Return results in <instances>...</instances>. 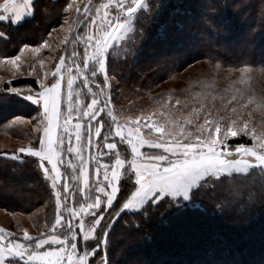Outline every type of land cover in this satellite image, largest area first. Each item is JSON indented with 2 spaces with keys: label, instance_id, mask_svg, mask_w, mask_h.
Masks as SVG:
<instances>
[{
  "label": "snow or ice",
  "instance_id": "1",
  "mask_svg": "<svg viewBox=\"0 0 264 264\" xmlns=\"http://www.w3.org/2000/svg\"><path fill=\"white\" fill-rule=\"evenodd\" d=\"M34 2L24 0L21 4L19 0H0V22L22 23ZM165 7L159 0H131L130 3L105 0L94 11L85 4L84 13L90 19L84 32L72 37L74 44L83 43L81 60L78 62V53L73 50L71 65L60 55L50 78L47 71L43 75L36 74L34 83L38 88L29 85L4 87L0 91V103L22 98L36 106L35 117L28 119L35 121V130L40 133L36 143L30 142L11 154L0 155L13 160H21V154L36 158L43 178L50 183L55 204L50 230L36 236L24 230L23 242L12 232L0 228V264H95L98 255L104 253L106 256L110 230L126 210H136L134 215H139L164 205V219L170 215L179 216L199 207L197 197L202 192L214 190L228 176L248 173L253 168L264 172V132L258 135L254 128L249 129L247 120L235 126L236 121L229 118L231 123L222 128L223 117L211 121L205 117L203 123L196 126L193 136L184 128V124H192L190 119L185 118L184 124L167 119L160 123L152 116H137L134 120L128 117L121 121L114 114L110 107L112 86L106 67L109 50L134 30L133 17L137 10L152 14L155 21ZM71 8L72 4H68L67 9ZM185 10L181 3L172 6L164 21L165 32L179 27L180 16ZM76 12H80L79 7ZM228 22L227 18L223 19L225 25ZM4 35L0 32V38ZM46 46L45 40L32 51L39 53L41 47ZM29 47L23 45L21 54ZM7 59L19 68L20 55ZM44 63V59L39 58L41 67ZM26 74L32 75V72ZM101 76L102 81L97 82ZM78 80L87 89L85 95L91 97L90 103L82 102L81 92L75 88ZM93 85L97 91H93ZM105 90L109 94L101 99ZM243 95L241 91V98ZM231 99L235 101L238 97L233 95ZM246 103L264 108V97L248 96ZM231 111L235 112L236 108ZM74 118L75 123L72 122ZM22 119L16 116L13 123ZM102 128L105 129V143H97L96 155L86 159L85 149L92 148L93 137H100ZM142 129H147V133ZM241 134L249 135L253 145L240 143L230 150L228 137ZM110 138L112 142H107ZM117 143L126 145L123 153L115 151ZM145 145L159 151H141ZM105 147L107 153L102 150ZM105 155L114 162L104 163L101 158ZM65 156L75 158L76 163L72 159L66 161ZM90 163L95 164V181L90 180ZM65 164L71 166L73 173L78 170V174L72 176L80 185L78 188H73L62 173L61 166ZM69 200L75 203L70 206ZM100 264H108V261L101 258ZM194 264H264V254L259 260L206 258Z\"/></svg>",
  "mask_w": 264,
  "mask_h": 264
},
{
  "label": "trees",
  "instance_id": "2",
  "mask_svg": "<svg viewBox=\"0 0 264 264\" xmlns=\"http://www.w3.org/2000/svg\"><path fill=\"white\" fill-rule=\"evenodd\" d=\"M68 3L69 0H35L32 12L22 23L0 22V32L5 34L0 38V61L18 54L25 44L37 46L44 41L51 27L63 16ZM163 3L166 5L162 14L165 21L172 6L177 3L185 6L186 10L180 16V25L175 31H164L153 45L143 41L135 42L120 51L119 55H113V52L108 55V71L115 77L111 91L116 95L114 98L120 106L119 112L132 113L135 103L130 102L139 101L142 97L148 99L151 92L163 90L162 86L182 70L198 62H209L217 65L219 71H225L217 74V77L223 76L226 80V84L222 85L214 82L221 90L211 94L216 97L214 104L220 115L212 118L223 117L220 123H226L229 118L235 121L247 119L264 130V108L246 103L248 96L264 97V0H242V7L238 9L228 0H166ZM224 18L229 21L226 25L221 22ZM211 22L216 29L212 30V26L207 25ZM224 26L228 29H224ZM210 80L206 85L213 83ZM34 81V76L11 78L1 84L0 91L4 87L29 85L38 88ZM201 85L190 84L189 87L195 91L201 90ZM241 91L243 98L240 96ZM233 95L238 99L232 100ZM145 102L153 105L154 100L148 99ZM35 107L22 98L0 103V133L19 142L0 146V153L11 154L20 145L37 142L39 135L34 134L21 121L13 123L16 116L30 117L35 114ZM233 107L236 108L235 112L231 111ZM192 119L191 127L194 128L199 117L193 116ZM229 142L231 147L240 143L246 146L253 144L251 137L243 134L231 138ZM21 157V160H13L9 156L0 155V207L12 214L27 215L36 211L33 219L38 225L39 220L48 219L52 213L54 197L51 196L50 183L43 178L36 158L23 154ZM228 185H232L235 191L246 187L253 190L250 203L246 201L247 195H242L240 209L233 208L230 215L223 210L224 200L233 190H229ZM197 199L199 207L179 215L180 223H186V226L192 228L191 235L185 238L181 237L185 226L169 225L164 218L159 220L162 213H165V206L149 212L152 216L150 219V215L143 217L133 213L121 219L134 223L116 221L107 238L109 264H194L206 258L245 261L260 259L264 254V172L250 170L243 175L229 176L222 184L216 185L214 190L202 192ZM234 212L242 219L236 221L239 227L231 226L236 223L232 215ZM199 222L203 225L197 229ZM209 223L214 225L206 226ZM216 224L220 228L212 233L205 232L207 228H216ZM144 228H147L146 234L154 240L142 243L144 249H141V245L136 244L140 241L138 237L144 235ZM159 229L171 231L174 242L177 241L176 248L158 243L174 248L160 252L154 235ZM127 238L133 247L126 250V244L121 252L124 255L119 259L116 257L118 248L125 240L128 243ZM126 254H132L134 260L130 263L125 261ZM95 262L99 264L97 259Z\"/></svg>",
  "mask_w": 264,
  "mask_h": 264
},
{
  "label": "rangeland",
  "instance_id": "3",
  "mask_svg": "<svg viewBox=\"0 0 264 264\" xmlns=\"http://www.w3.org/2000/svg\"><path fill=\"white\" fill-rule=\"evenodd\" d=\"M164 1H166V0H159V2H162V3ZM228 1L232 2L234 4V6H236V9L242 7V5L240 4V2H242V0H231V1L228 0ZM102 2H105V0H69L68 4H72V8L67 9V6H65L63 16L60 18V20L55 22V24L51 27L50 32H49L47 38L45 39L47 41L46 47H41V51L39 53H35L32 51V48H34L36 46H30L29 48L24 49L22 54L19 51L18 54H16V55L21 56L20 61H18L19 68H16L13 65H11L9 62V59H7V58L0 61V87L4 81L10 80L11 78H15V77H19V76H34V77H36L37 73H40L41 75H43V73L45 71H47L49 73V78H50L51 72L54 70L55 64L59 62L58 57L60 55H64L66 58V63L71 65V60H72L71 54H72L73 50H75L78 53L77 60L79 62L82 58L83 43L79 42V43L74 44L72 42V37L75 34H77L78 32L83 33L84 32V26L88 22V20L90 19V17L84 13V5L87 4L88 7L92 8L94 11L95 7L98 6ZM130 2H131V0H125V3H130ZM77 7L80 8L79 13L76 12ZM164 9L165 8H163L161 10L159 17L156 18L155 21L153 20L152 14H149L142 9L137 10L136 15L133 17L134 23H133L132 27L134 30L129 31L124 36V38L122 39V41L119 44L114 45V47L109 50V53L113 52V55H119V52L122 50H125L127 48V46L132 45V44L134 45L137 42L139 43L140 41H143L145 43H152V45H153L159 39V36L165 33L164 32L165 31L164 21L166 18L165 19L162 18V14H164ZM111 10L114 11V9H111ZM64 21H67V23H64ZM221 22H223V21H221ZM79 24H80V27H78ZM207 25L212 26V30L216 29L214 27L215 25L212 24V22L207 24ZM69 28H71V31H69ZM224 29H228V28H226L224 26ZM171 31H175V29L171 30ZM227 31H230V30H227ZM141 33H143V34H141ZM44 41H42L39 45H43ZM109 53H108V55H109ZM114 53H117V54H114ZM15 56L8 57V58H14ZM39 58H43L45 61L43 67H41V65L39 64ZM107 58H108V56L106 57V67L108 70ZM30 65H31V67H30ZM28 72H32V75H27L26 73H28ZM219 73L222 74V73H225V71H222V72L219 71L218 66L215 65L214 63L198 62L196 64L191 65L187 69L182 70L181 72L176 74L172 79H169L165 83V86H162L163 90L151 92L152 94L149 95L148 99L154 100L153 105H151V104L147 105L145 100L147 101L148 99H145L144 97H142V99L140 98L139 101L130 102V103H135L134 104L135 107H134V110L132 113H130V114L122 113L121 111L119 112L120 106L117 104V102H115L114 97H116V95H114L111 91L110 95H111L112 103L110 104V107H112L114 109V114L117 115L118 119H120L121 121H123L125 118H128V117H130L131 119L134 120L137 116H140L141 118L152 116L155 120H157L160 123H164L165 120L167 119V120H171V121H176L179 124H184L185 118L193 120L192 117L196 116V117H199V122L197 123V125L202 124L205 117H207L211 121L214 119V118H212L213 116L220 115L216 111V107L214 104L216 97L211 95L212 93H218L219 91H221L219 88H217V85H215L214 82L217 84H220V85L226 84V80L223 78V76L220 75L221 78L217 77L218 76L217 74H219ZM108 74H109L111 84H112L115 81V77L110 75L109 71H108ZM102 79H103L102 76L99 77L97 82L102 81ZM202 79L205 80V82ZM209 79H211L213 81V83L211 85H206V83ZM45 82H47V81H45ZM201 83H202V85L200 86L201 90H195V91L190 90V87H189L190 84L198 85ZM92 87H93V91H97L95 85H93ZM75 88L81 92L80 98H81L82 102L90 103L91 97L85 95L87 89L83 88V86L80 84L79 80L76 82ZM108 94H109L108 91L105 90V93L102 94L100 98L103 99L104 95H108ZM177 100L180 101V104L176 103ZM194 110H196V111H194ZM236 113H238V112H236ZM35 115H36V113L30 117H35ZM21 117H23V116H21ZM23 118L24 119H22L21 122L24 125H26L29 128V130H31L34 134L40 135V133H38L35 130V121L28 119L29 117H23ZM245 120H247V119H245ZM245 120H237L235 126H240L243 123V121H245ZM247 121L249 123V129L254 128L258 135L261 132H264V130H260L259 128L254 126V124H252L250 122V120H247ZM72 122L73 123L76 122L75 118L73 119ZM93 123H95V122H93ZM229 123H231L230 120H228L226 123L221 122L222 128H226ZM168 126L171 127L172 125L169 124ZM191 126H192V124H184L185 130L193 133V136H194L196 134V127L192 128ZM104 131H105V129L102 128V135L100 137H93L94 143H93L92 148H90V149L86 148L85 149L84 155H85L86 159H89L90 155L91 156L96 155V153H97L96 144L97 143H99L101 145H103L105 143V141L103 140ZM142 131L147 133V129H142ZM154 135H156V134H154ZM231 138H233V137H228V141H227L230 150H232V147L230 146V142H229V140ZM115 139H116V141H119L118 137ZM85 141H86V136H85ZM107 142H112L111 138ZM185 142H187V141H185ZM17 143H19V142L16 141V139H14L8 135H4V134L2 135L0 133V146L17 144ZM34 143H36V142H34ZM253 143H254V141H253ZM28 144H26L25 146H27ZM252 145H249V146H252ZM19 147H21V145ZM125 148H126V145H123L121 143H117V148L115 151H121L123 153ZM102 150L105 153L108 152L106 147L103 148ZM141 151L153 152V151H159V150L151 149L147 145H145L141 149ZM127 154L129 155V158H130V149L127 150ZM68 159H72L73 163H76L75 158L70 157V156H65V160L67 161ZM101 159L104 163L114 162V160L109 161L108 155L103 156ZM250 170L260 172V170L257 168H253ZM61 171L64 174L65 178L67 179L68 183L73 188H78L80 186L77 181L72 179V176L74 174H78V170H77V173H73V169L71 168V166H68L67 164H65V165L61 166ZM89 171H90V180L95 181L97 179V177L94 174L95 173V164L94 163H90ZM239 174L243 175L245 173H239ZM233 175H235V173L232 174L231 176H233ZM100 179H102V176L100 177ZM122 180H123V177H122ZM235 185H237V184H235ZM228 188H229V190H231L234 187H232V185L231 186L228 185ZM244 195H247V196H245V197H248L246 199V201H248V203H250V201L252 200V197H253L252 196L253 195L252 188L246 187V188L237 189V191H235L233 189L227 195V199L224 200L225 202L223 204V210H225L226 213L230 215V212L233 210V208L238 207L240 209V203H241L242 197H244ZM77 199H80V196L78 193H77ZM73 203H75V201L69 200L70 206H72ZM160 207L163 208L164 205H161ZM226 208L230 209V211H228ZM163 209H165V207ZM135 211L136 210H126L125 213L121 216V218L130 216ZM151 211H154V209H150L149 211L142 213L140 215H143V217H147L148 215H150L149 212H151ZM34 213H36V211H34ZM34 213L27 214V215L26 214H12V213H10V212H8L5 209L0 207V228H4L7 231L12 232L15 235V237L18 239H21V241L23 238V231L24 230H27L29 232V235H32V236H36L41 232H45V231L50 230V223L54 221V217H55L54 198H53V202H52V213L49 215L48 219L39 220L38 225H37V224H35L34 219H33ZM65 215H67V214L65 213ZM232 215H234V218H235L234 222H236L237 220H239V221L242 220V219H239L240 215H237L236 212H234V214H232ZM249 215H245V216L249 217ZM245 216H243V217L248 218ZM150 217H152V216L150 215L148 219H150ZM121 218L118 219L117 222H121V223L124 222L127 224L130 223V221L128 219H121ZM160 219H163V217L160 216L159 220ZM180 222H181V218H180V216H177V215L169 216L166 219V223L169 225L180 224L183 227L185 226L184 234H183V236H181L182 238H185V236L191 235L192 228L186 226V223H180ZM196 224L197 223H194V225H196ZM202 225L203 224L199 222L196 225V228L197 229L201 228ZM209 225H214V224L209 223L206 226H209ZM218 226L219 225L216 224V228H207L205 230V232L207 233L210 231L209 233H212L215 231V229L220 228ZM231 226L239 227V224L236 222L235 226L234 225H231ZM179 228L182 229V227H179ZM144 231H145L144 235H142V237L141 236L138 237V239H140V241H138V243L136 244L139 246L141 245V249H144V247H142V243L146 242L147 240H150V241L154 240V238H152L150 235L146 234V232H148L147 228H144ZM154 235L156 236L155 241L157 240L156 241L157 245H159L158 243H160V244L166 243V244H170V245H167L168 247H173V246H174V248L177 247V245L175 244V242L177 243V241L174 242V239L172 238L171 231L159 229L158 232L155 231ZM130 236L131 235H129V237L128 236L127 237L130 239ZM129 239H128V243L126 242L127 240H125L124 243L120 245L121 247L118 248L117 255H116L117 258L120 259L124 255V254L121 255V252L124 250L126 244L128 246L126 248V250L129 249V247H133V244L131 245V242H129ZM180 241H182V240H180ZM178 242H179V240H178ZM91 243L94 244V241H91ZM107 243H108V239H107ZM81 245L83 246L82 241H81ZM136 245H134V246H136ZM159 246H160V252H162V253L167 252L170 249L167 246H161V245H159ZM174 248H172L170 250H173ZM186 248L187 247H183V249H186ZM101 258H104L108 261V250L106 252V256L104 253H101L100 255H98L96 257L97 262L99 264H100ZM122 259H124V258H122ZM124 260L127 261L128 263H130L134 260V258H132V254H126ZM95 264H96V262H95ZM108 264H109V262H108Z\"/></svg>",
  "mask_w": 264,
  "mask_h": 264
},
{
  "label": "crops",
  "instance_id": "4",
  "mask_svg": "<svg viewBox=\"0 0 264 264\" xmlns=\"http://www.w3.org/2000/svg\"><path fill=\"white\" fill-rule=\"evenodd\" d=\"M19 2L22 4L23 2H24V0H19ZM33 8V7H32ZM32 8H29V10H28V14L25 16V17H27L31 12H32ZM24 17V18H25Z\"/></svg>",
  "mask_w": 264,
  "mask_h": 264
}]
</instances>
